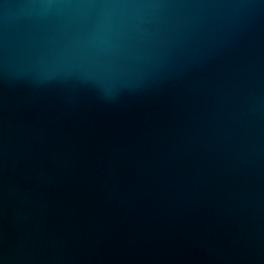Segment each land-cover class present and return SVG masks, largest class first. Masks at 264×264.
<instances>
[{"label":"water","instance_id":"water-1","mask_svg":"<svg viewBox=\"0 0 264 264\" xmlns=\"http://www.w3.org/2000/svg\"><path fill=\"white\" fill-rule=\"evenodd\" d=\"M0 264H264V0H0Z\"/></svg>","mask_w":264,"mask_h":264}]
</instances>
